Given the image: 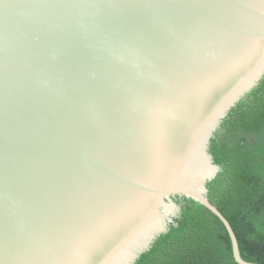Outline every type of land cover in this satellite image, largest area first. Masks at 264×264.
<instances>
[{
	"label": "water",
	"instance_id": "1",
	"mask_svg": "<svg viewBox=\"0 0 264 264\" xmlns=\"http://www.w3.org/2000/svg\"><path fill=\"white\" fill-rule=\"evenodd\" d=\"M264 78V0H0V264H135L221 168Z\"/></svg>",
	"mask_w": 264,
	"mask_h": 264
},
{
	"label": "trees",
	"instance_id": "2",
	"mask_svg": "<svg viewBox=\"0 0 264 264\" xmlns=\"http://www.w3.org/2000/svg\"><path fill=\"white\" fill-rule=\"evenodd\" d=\"M221 170L208 197L228 220L244 261L264 264V78L230 111L210 142ZM168 231L135 264H238L229 233L212 212L181 198Z\"/></svg>",
	"mask_w": 264,
	"mask_h": 264
},
{
	"label": "flooded vegetation",
	"instance_id": "3",
	"mask_svg": "<svg viewBox=\"0 0 264 264\" xmlns=\"http://www.w3.org/2000/svg\"><path fill=\"white\" fill-rule=\"evenodd\" d=\"M180 199V198H179ZM178 198L175 199V202L177 203ZM180 206V205H179ZM181 207V206H180Z\"/></svg>",
	"mask_w": 264,
	"mask_h": 264
}]
</instances>
